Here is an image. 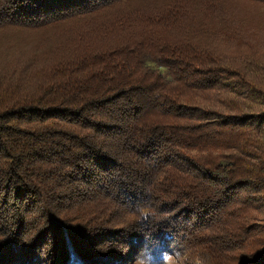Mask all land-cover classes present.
Instances as JSON below:
<instances>
[{"label":"trees","instance_id":"1","mask_svg":"<svg viewBox=\"0 0 264 264\" xmlns=\"http://www.w3.org/2000/svg\"><path fill=\"white\" fill-rule=\"evenodd\" d=\"M228 1L0 0V264H264V61Z\"/></svg>","mask_w":264,"mask_h":264},{"label":"rangeland","instance_id":"2","mask_svg":"<svg viewBox=\"0 0 264 264\" xmlns=\"http://www.w3.org/2000/svg\"><path fill=\"white\" fill-rule=\"evenodd\" d=\"M230 6L234 8L235 17L238 24V39H236V47L243 53L255 52L256 57L259 56L264 61V46L262 39H264V7L249 3L244 0H230ZM13 35H4L0 37V42L4 39H15V41L25 39L26 33H8ZM1 35V34H0ZM26 36V35H25ZM6 42L0 46V51H4L3 47ZM7 46V45H6ZM235 47V46H234ZM233 47V48H234ZM232 49H227L230 52ZM9 51V50H8ZM237 52V50H236ZM240 52V53H241Z\"/></svg>","mask_w":264,"mask_h":264},{"label":"clouds","instance_id":"3","mask_svg":"<svg viewBox=\"0 0 264 264\" xmlns=\"http://www.w3.org/2000/svg\"><path fill=\"white\" fill-rule=\"evenodd\" d=\"M133 214L139 216L141 223L151 221L154 219L151 202L144 201L137 204L133 209ZM134 264H183V253L179 249L152 250L145 248L138 254ZM193 264H206V260L201 256H196L193 259Z\"/></svg>","mask_w":264,"mask_h":264}]
</instances>
